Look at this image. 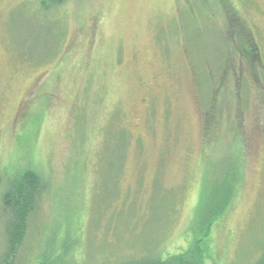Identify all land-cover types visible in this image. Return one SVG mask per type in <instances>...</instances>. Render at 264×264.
Returning a JSON list of instances; mask_svg holds the SVG:
<instances>
[{"label": "rangeland", "instance_id": "1", "mask_svg": "<svg viewBox=\"0 0 264 264\" xmlns=\"http://www.w3.org/2000/svg\"><path fill=\"white\" fill-rule=\"evenodd\" d=\"M39 1L0 0V189L29 169L50 185L26 251L51 229L95 264L208 236L219 264H253L264 88L243 38L260 0Z\"/></svg>", "mask_w": 264, "mask_h": 264}, {"label": "trees", "instance_id": "2", "mask_svg": "<svg viewBox=\"0 0 264 264\" xmlns=\"http://www.w3.org/2000/svg\"><path fill=\"white\" fill-rule=\"evenodd\" d=\"M68 0H40L41 7L49 11L56 9ZM49 181L41 171L29 169L15 174L6 188L0 189V208L4 214L3 242L0 252V264H95L77 256L76 248L72 249L67 234L58 237L57 230L47 232L37 246L34 254L28 253L27 245L31 229V219L36 213L41 198L49 190ZM205 199L203 200V202ZM205 206V205H204ZM206 207V206H205ZM202 209V208H201ZM199 209H197L196 213ZM203 211V209H202ZM208 212V210H205ZM222 210L205 214V222L199 226L206 228L211 219L218 217ZM208 224L206 225V222ZM207 230L205 236L209 234ZM189 241V244L174 252L162 256L160 253L141 255L133 258L109 261L104 264H219L211 254L206 252L205 245L210 238L204 237ZM102 264V263H101ZM253 264H264V250Z\"/></svg>", "mask_w": 264, "mask_h": 264}, {"label": "flooded vegetation", "instance_id": "3", "mask_svg": "<svg viewBox=\"0 0 264 264\" xmlns=\"http://www.w3.org/2000/svg\"><path fill=\"white\" fill-rule=\"evenodd\" d=\"M261 4L264 6V0H260ZM260 10V9H259ZM264 13V7L261 8ZM257 24L258 29L254 30L252 27H248L247 33L244 35V58L246 70L249 69L248 84L250 90L256 84H260L264 88V25ZM234 38L236 40V30L234 29Z\"/></svg>", "mask_w": 264, "mask_h": 264}]
</instances>
